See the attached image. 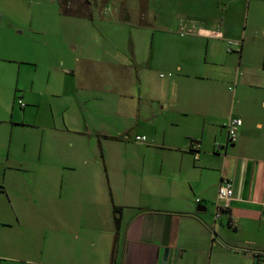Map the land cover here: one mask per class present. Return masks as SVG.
<instances>
[{"label": "crops", "instance_id": "0c3cea01", "mask_svg": "<svg viewBox=\"0 0 264 264\" xmlns=\"http://www.w3.org/2000/svg\"><path fill=\"white\" fill-rule=\"evenodd\" d=\"M144 1L142 24L153 25L149 11L155 24L168 23L167 0H154L160 13ZM228 9H207L209 21L202 23L186 10L181 23L188 32L171 58L155 53L166 51L168 36L158 38L157 48L151 41L146 61L135 52L130 63L111 39L92 37L80 40L74 61H21L27 62L17 79L21 115L15 119L13 105L0 124L43 129L62 180L59 191L48 193L49 216L59 233L100 236V264H264V115L256 102L237 104L221 83L225 42L240 38L237 25L223 21ZM261 37L253 23L242 57L245 42L250 54ZM156 55L165 57L163 64ZM122 69L131 74L128 82ZM161 69L168 73L158 74ZM236 116L243 122L229 143L226 123ZM223 178L231 180L233 197L216 217ZM5 190L0 183V193ZM114 205L122 207L119 228ZM6 241L0 235V257L7 256Z\"/></svg>", "mask_w": 264, "mask_h": 264}, {"label": "rangeland", "instance_id": "374dc122", "mask_svg": "<svg viewBox=\"0 0 264 264\" xmlns=\"http://www.w3.org/2000/svg\"><path fill=\"white\" fill-rule=\"evenodd\" d=\"M64 1L0 0V115L3 112L10 115L13 105L15 119L21 115L17 79L19 68H25L27 63L22 60L63 57L71 62L81 56L80 40L106 37L118 46L125 63H130L135 52L138 59L146 61L152 52L151 41L154 39L157 48L158 38L166 36L170 37L166 51H159V48L155 53L167 52V58H171L181 51L177 42L188 32L181 23L186 10L195 11L191 16H197L194 19L202 23L209 21L204 16L205 11L218 4L229 6L223 21L232 20L237 25L234 31L239 32L240 37L236 42H225L222 61L226 66L221 83L226 85L237 104L256 102L264 115V108L259 105L264 99V0H167L163 7L168 23L155 24L152 11H149L153 25L148 27L142 24L140 16L144 0H91V5L84 4L83 0ZM160 6V2L150 0L151 9L159 11ZM78 7L87 14H75ZM253 23L262 30L261 42L254 44L250 54L247 53L249 43L245 42L242 57L243 37L244 34L249 36ZM204 54L203 51L202 58ZM156 58L157 64H163L164 56L156 55ZM205 66L210 70L217 68ZM157 73L166 75L168 70L161 69ZM130 76L128 69H122L123 83L128 82ZM204 82L216 83V80ZM93 102L91 100L90 104ZM42 136L41 128L0 124V183L6 189L0 193V235L9 245L7 256L0 257V262L67 264V261L75 260L83 264H100L98 256L104 252L98 242L100 236L83 235L77 239L65 232L59 233L57 221L49 216L48 193L52 189L59 191L62 180L59 175L55 177V161L48 150L47 137L43 142ZM34 206L44 209L37 212ZM93 240L95 244H92ZM103 242L105 244V237ZM95 258L97 261L92 260Z\"/></svg>", "mask_w": 264, "mask_h": 264}, {"label": "built area", "instance_id": "2783aa9c", "mask_svg": "<svg viewBox=\"0 0 264 264\" xmlns=\"http://www.w3.org/2000/svg\"><path fill=\"white\" fill-rule=\"evenodd\" d=\"M22 105L23 102L20 101ZM242 118L241 117H231L229 121L226 123V129L228 132V142L234 143L237 141L238 138V130L240 126L242 125ZM138 141H145L147 137L145 135H137L135 137ZM198 146V143L193 141L192 142V149L196 148ZM195 158H199L198 152H195ZM233 197V184L230 179H222V182L220 183L219 190H218V199H217V205H216V217L220 216L221 213L225 208L229 207L230 201Z\"/></svg>", "mask_w": 264, "mask_h": 264}, {"label": "trees", "instance_id": "16d2710c", "mask_svg": "<svg viewBox=\"0 0 264 264\" xmlns=\"http://www.w3.org/2000/svg\"><path fill=\"white\" fill-rule=\"evenodd\" d=\"M69 0H65L64 2H68ZM84 4H88V5H91L92 4V1L91 0H83ZM83 5V4H81ZM81 8V7H80ZM78 7L77 12L75 14H87L86 11L82 12L81 9ZM65 12H67V8H64ZM113 211H114V219H115V223H116V226L119 228L120 226V223H121V212H122V207L121 206H118V205H114L113 207ZM117 237V236H116Z\"/></svg>", "mask_w": 264, "mask_h": 264}]
</instances>
